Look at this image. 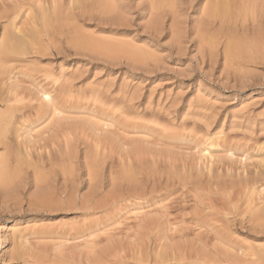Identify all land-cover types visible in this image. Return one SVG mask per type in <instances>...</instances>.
I'll return each mask as SVG.
<instances>
[{"label": "rangeland", "instance_id": "374dc122", "mask_svg": "<svg viewBox=\"0 0 264 264\" xmlns=\"http://www.w3.org/2000/svg\"><path fill=\"white\" fill-rule=\"evenodd\" d=\"M21 1L23 5L24 3L26 4L24 7L27 6V9L30 8L29 5H32L31 8L34 5L31 0H29L31 4L27 3L28 0ZM43 1L47 3L50 0ZM62 2L64 4V1ZM62 2L59 5H61L63 10L65 5ZM68 12L65 11L64 13ZM31 14H34V12ZM23 15L24 13H22ZM25 15L24 18H26ZM22 16L20 15L21 20H17L18 25L23 26L25 23L31 22L26 27H31L32 29L34 20L27 19V17L28 21H24L25 19ZM132 18V22L139 29V17L134 15ZM80 25L85 30L87 29V32L96 33V37L101 35L99 38L105 39L111 36L104 32L97 33L96 29L91 25L86 26L82 23ZM64 30L67 31L69 29ZM0 32L2 33L1 27ZM1 33L0 38L2 36ZM259 34L261 38L264 37V26L260 28ZM63 36H60L57 39L59 43H56V48L60 49L58 59L53 56L54 52L52 50L51 55L45 57L42 63L38 62L36 65L30 63L25 67L26 65L22 61L27 56L14 55L13 63L16 64L11 65L12 69L19 72L26 71V73L23 72L21 77L15 78V85L14 81L12 85V81H9L10 78L6 76L0 78V112L4 111L2 107L4 103L1 97H6L3 99L5 100L7 95L9 97L8 100L12 99L14 101L16 99H13L14 97L18 98V100L16 99L18 102L15 100L12 104L10 103L11 105H16L17 107L22 105L23 107L21 112L17 114L19 118L16 116L13 120L16 123H13L9 129L11 131L8 134V139L11 137L10 141L11 139L13 140L12 136L14 134L20 136L22 133H16L14 129L19 127L20 129H16H18V132L21 130L22 125L20 123L24 121V118L27 119L28 117L27 121L31 120L32 117L34 118L35 111H32V108L39 104L35 103V101L38 102V93L42 89L48 91L57 100H60L61 96L64 97V94L67 95V97L65 96L67 98L66 105L68 104L67 108L69 110L67 108L63 109V117L59 120L60 122L58 121L57 124L50 128L47 124V127L45 125L38 127L39 129L37 128L33 132L35 139L32 138V141L35 143L44 137L48 138L49 135L52 137L53 133L51 134V132L57 125L53 132L60 129L58 132H60L59 136L62 139L59 137L61 141L58 144H60L50 149L57 150L58 148V150L65 151L64 148L66 146L62 143L64 141L62 134L67 135L65 131L67 128L68 137L70 138L68 140L70 142L69 145L72 143L73 146L71 145V148H76L75 150L73 149V156L74 154L76 155L74 160L77 164L75 169L62 167V170L61 165L56 167L55 170L57 172L54 170L56 174H53V177L51 176L53 183L50 186L52 187L39 189L31 167L23 166L24 170L20 174L21 177H19V174L15 176L14 170L9 172L10 166L13 169L16 165V157L13 155L16 151H11L13 154L10 152L12 156L9 155L7 157L8 163L5 162L9 166L6 164V167H3L0 171V175L6 174L3 177H11L8 179L9 183L3 181V186L8 184L7 187L5 189L3 187L0 188V190L2 189L1 191L4 189L8 192L6 195L9 194V198H6L5 203L0 205V216L2 217H0V264H64V256H67V251L64 249L73 245L72 240L71 243H67L68 246L66 244L63 249H59L64 252H53V250L48 249L42 251L36 241L38 237L36 235L32 236L30 234L31 230H40L44 223H48L47 225L52 223L50 226L54 228V231L57 230L60 234L66 236L72 233H69V231L77 226V222L81 226V223L84 224L85 222L86 224L89 221L88 224H90L96 220L102 221V218L104 219L108 216L115 217V220L119 222L118 226L115 227V233L128 231L125 234L129 233L131 235L134 231L129 230V228L143 223L144 228L135 231L136 237L134 239L129 240V238L121 237L120 240L124 244L125 254L129 252L135 253L138 250L142 257L148 258L150 261L148 264H264V229H262L264 221L251 222L249 216L254 209L253 206L256 207L257 202L260 204L259 195H255L256 192L253 189L258 190L259 192H257L260 194V191L264 188L261 187L264 186V163L261 161H264V150H261V148L264 149V61L243 62V66L237 67L236 65L225 69L220 57L221 53L218 51L217 64L214 63L213 66H209L201 62V54L199 52H193V50L178 51L172 47L170 48L169 42H165L164 46L152 49L142 48L144 50H141L143 59H138V61L133 59L131 61L130 58L126 60V57L125 59L123 57L114 62L108 58V55L107 57L102 55L90 63L86 58L84 60L76 58L73 55L72 48L65 45ZM137 37H141L139 31L136 34V39ZM1 46L2 44L0 45V53ZM29 57L32 58L31 56ZM29 57L27 58L29 59ZM22 64L25 66L20 67ZM2 66L3 64L1 63L0 68ZM11 66H9L10 70L13 71ZM17 66L22 69L18 70ZM61 66H63L62 70L60 69ZM33 67H36L34 71L32 70ZM47 70H51L53 76ZM74 73L76 76L81 75V77L72 78L71 76ZM54 79L58 80L54 81ZM58 91L59 94L61 92L60 95ZM19 95L20 98L18 97ZM12 96L14 97L11 98ZM132 96L133 103L131 104L122 103L121 105V101L120 103L118 102L123 98L130 99ZM22 97L23 101L26 102L22 101ZM27 97L30 99H25ZM107 98L110 100H107ZM20 101L23 103H20ZM22 107L20 106L19 108ZM132 108L138 109L139 114L143 115H140V118L138 116L136 118ZM29 111L32 112V117L30 118ZM21 113L24 117L20 115ZM65 118L66 120H63ZM26 119L22 123L25 126L27 123ZM75 120L77 122H74ZM105 120H113L112 123H115L114 128L121 132H116L113 135H103L101 133L99 135L97 133L99 135L97 140L99 139L98 142L100 143V145H97L95 127H97V124H104ZM66 123H71L75 127L73 126L71 130L70 128L72 127L71 125L68 126V124L63 129ZM134 127L135 129L140 128L138 130L140 137L133 133ZM45 128L50 131L47 130L48 132H46ZM131 128L133 129L131 130ZM64 131L65 133H63ZM45 132L48 135L44 136ZM215 133L218 135L215 136ZM23 134L21 137L26 135V133ZM29 134L31 135V133ZM102 135L104 136L103 138ZM220 135L222 136L221 139ZM26 136L24 139H28L29 136ZM37 136L39 138L41 136V139L38 140ZM121 136L124 140H126L124 137H127V139L135 138L137 141L132 147H125V151H132V149L136 148L142 155L147 156L148 152L150 153L148 157L145 156V159L141 155L142 160H148L146 162L143 161V163L141 161L143 165H146L145 171L142 168L145 166L140 164L139 167V163L136 165L132 161H129L132 166L129 167L130 165L127 162L129 157L124 150L120 149V145L126 142ZM14 138L17 139L15 136ZM101 138L106 139L103 141ZM137 138L139 139L137 140ZM19 139L18 137L16 142L14 140V142L11 141V144L18 143L21 140ZM100 141H103L102 144ZM24 142L26 140L21 141L20 145H18L24 148L22 145ZM214 142H217V144ZM15 145L13 144V147L10 146L12 150L17 149L18 146L16 145V147ZM212 145H215V147L211 148ZM220 145L223 149L238 147L241 150L237 151L235 156L227 158V153H223L220 148L218 149ZM71 148L69 151H71ZM32 151H34L32 153L35 155L40 153L46 158H52L51 155H56L53 158L55 160L59 159L57 157L59 151L57 152L58 155L51 154L46 150L36 152L34 149ZM69 151L67 148V152ZM89 152V156L92 155L90 158L94 156L93 153H96V159L93 157L95 163L96 161L102 163L101 173H99L100 170L98 172L95 168L93 169L95 171L92 170L90 177V180L93 181L92 183L89 177H86L88 176V171H85L87 168L85 167L86 160H84V155L88 156ZM209 152H213L211 153L213 157L209 155ZM17 153L24 158V155H21V151L20 153L17 151ZM121 153H124L127 159ZM1 154L3 152H0ZM61 154L60 157L66 155L64 153ZM149 155L154 156L151 158ZM100 156L101 158H99ZM169 158L174 160L172 161V168L170 166L172 164L169 165V161L171 162ZM28 159L30 161L31 158ZM90 160L92 162V159ZM0 161L1 164L4 162V160ZM123 161L124 164L125 162L127 164L124 167L126 171L122 172ZM149 161L155 163L149 165L150 167L148 168L147 164L150 163ZM91 165H94V163H91ZM169 166L172 169L170 171ZM114 167L116 170H120L116 171ZM111 168L112 170L110 171ZM69 170L71 173L76 170V174L73 171V176H70L74 183L68 180L69 175H66L68 177L66 182L64 181V174L68 173ZM130 170L133 171V174ZM111 172H113V176L109 175ZM174 172L177 174H174ZM257 172L262 173V175L255 178L256 180H246L247 178L245 177H248L249 174L256 175ZM94 173L98 175L96 176L99 180ZM74 175L76 176L74 177ZM110 177H114V181ZM126 177H128V181ZM133 177L136 179L134 180ZM95 179H97L95 183L98 182L96 184V186L98 185L97 189L96 187L92 188L95 186ZM112 181L114 184H111L113 183ZM64 187L67 190V194L63 195V197L58 195L59 203L62 204L60 206L63 207L56 211L57 213L55 212L52 217L44 214L45 212H51L47 208L43 209V207H40L42 209L40 212L38 207L30 206V199L33 200L38 194H42L44 191H47L45 194L51 191L59 192V189H64ZM73 191L75 195L71 194ZM253 192L254 197H252ZM261 192L264 193V190ZM93 193L95 194L91 200V207L95 208L105 203L103 207L106 205L105 209L108 212H104L105 215L102 214L101 216V213L92 215L91 218L89 217L88 220L84 221V219H81L83 218L81 217V211L78 210L81 198L93 195ZM250 196L253 198V202ZM248 199L250 200L248 201ZM72 200L76 201V203L72 202ZM69 201L73 203L72 207L74 208L69 207L68 204L71 203ZM98 203L101 204L99 205ZM249 207L253 209L247 212ZM109 209L111 210L109 211ZM31 211H37L44 215L30 214ZM57 223H59L58 226ZM15 226L20 227L22 230L26 229V231L24 230L25 235L30 234L24 243V248L21 247L23 257L17 258L9 257L8 254L12 249L10 232ZM80 226H77V228ZM57 227L59 228L56 229ZM7 238L8 240H5ZM2 242H4L3 245ZM131 248L134 250H130ZM155 248L156 251H154ZM67 249L69 252L70 248ZM157 250L160 253H157ZM24 253H26V256ZM63 253L64 256H62ZM60 255L63 259L59 257Z\"/></svg>", "mask_w": 264, "mask_h": 264}, {"label": "bare ground", "instance_id": "6f19581e", "mask_svg": "<svg viewBox=\"0 0 264 264\" xmlns=\"http://www.w3.org/2000/svg\"><path fill=\"white\" fill-rule=\"evenodd\" d=\"M12 1H13V3H12ZM62 1H64V4ZM0 2H1L0 3V27L2 30V33L0 32L2 35L0 38L1 42H2V43L0 42L2 44V46H1L2 49H1V53H0V65H1V63L3 64L2 68H0L1 69L0 70V78H4L5 76L7 78H10L9 81H12V85H13V81L15 80V78L17 79L19 76L21 77V75H22L21 73H23V72L26 73V71L19 72V71H15L12 69V66L14 64H16V63H13L14 62L13 56L14 55H17V56L26 55L27 57H29V56L32 57V58L29 57V59H28L27 57L24 56L25 60L22 62L25 63L26 66L22 64L21 66L19 65L20 67H23V66L27 67V65L30 63H33L34 65H36V63H38V62L42 63L43 59L45 57H48L49 55H51L50 53L52 50L54 52L53 56L56 59H58V57L60 55V49H57L58 47L56 48V43L57 44L59 43V42H57V39L60 38V36H62V35H64L63 41H64L65 45H68L69 47L72 48V50H73L72 52L74 53L73 55L76 56V58H78L79 60L80 59L84 60L86 58V60L88 59V61L90 63H92V61H94L96 58H100L102 55L103 56L106 55L105 57H107V55H108L109 56L108 58L114 62H116L117 60H119L120 58H123V57H124V59L126 57V60L130 58V60L133 59L134 61L135 60L138 61V59L139 60L143 59V57L141 55L142 54L141 50H143L142 48L152 49L154 47H159L162 45L164 46L165 42L166 43L169 42V45H170L169 47L170 48L172 47L173 49H176L178 51L193 50V52H199L201 54V62L203 64L206 63L209 66L210 65L213 66L214 63L217 64L216 59H217V57H219L218 51H220V53H221L220 57H221V60L223 62V67L225 69H227L229 67H235L236 65H237V67L243 66L242 65L243 62L246 63V62H263L264 61V37L261 38V36L259 34L260 28L261 27L263 28V26H264V0H50L49 2H47V3H49L48 5L43 0H31V2L34 5L31 8L32 5L30 6L28 4L30 7L28 9H27V6L24 7V5H26V4L24 3V5H23V3H21L22 2L21 0H0ZM28 2H29V0L27 1V3ZM31 2H29V3L31 4ZM61 2L63 5H65V7L63 6V8H64L63 10L61 9V5H59ZM9 3L11 4V6ZM65 11H69V12L64 13ZM32 12H34V14H31ZM22 13H24V15L26 14L25 17L26 18L28 17L27 19H33L34 20L33 21L34 25L31 24L33 27L32 29L29 26H28L29 28L26 27V25L31 23V22H29V23L27 22L23 26L18 25L17 20H21L20 15L22 16ZM95 13H97L96 16H95ZM24 15L22 16L23 18H24ZM97 15H98V17H97ZM134 15L135 16L137 15L140 19L139 20L140 21L139 22V26H140L139 29L136 28V25L134 24V22H132L133 21L132 17ZM61 17H63V19H61ZM26 18H24L25 19L24 21L27 20ZM81 23L86 25V26L91 25L92 27H94L96 29L97 33H103L104 32V33H108L111 36L112 35L113 36L112 37L110 36V38L108 37L105 39L99 38L101 35L99 37H96L95 36L96 33L87 32V29L85 30L83 27H81V25H80ZM25 27L27 28V30ZM71 27H72V29H71ZM64 29H69V30H67L69 32L65 31ZM70 29H71V31H70ZM138 31H139V33H141V37H137V39H136V34H138ZM65 32H67V33H65ZM63 37H62V39H63ZM62 39H60V40H62ZM169 47H167V48H169ZM24 57H23V59H24ZM26 58H27V60H26ZM20 59H22V58H20ZM17 60H18V58H17ZM133 60H131V61H133ZM16 62H18V61H16ZM109 62H110V60H109ZM18 63H21V62H18ZM9 66H11V69L15 72L11 71ZM28 67H30V66H28ZM62 68H63V66L60 67L61 70H62ZM17 69L21 70L22 68L20 69L17 66ZM29 69H31V68H29ZM35 69H36V67H33L32 70L34 71ZM17 72H19V73H17ZM48 72L51 73V70ZM53 74H54V72H53ZM50 75H52V73ZM54 76H55V74H54ZM71 77L72 78L73 77L74 78H80L81 75L76 76L74 73ZM56 80H58V79H54V81H56ZM14 85H15V81H14ZM10 90H12V89H10ZM53 92H54V90H53ZM65 92L67 93V91H65ZM18 94H20V93L18 92ZM38 94H39L38 102L35 101L34 99H32L35 101V103H39V104H37V106L32 108L33 109L32 111H35L34 112L35 116L33 115L34 118L32 117V112L29 111V115H30L29 118L30 117H32V118H31V120L29 119V121H27L28 120L27 116H26L27 119L26 118L23 119L24 121L26 119V122H27L26 126H25V124H22V123H24V121L23 122L17 121L19 123L21 122L20 123V125H22L21 130L18 132V129H16V128H19V127H16V126H15L16 128L14 127L15 128L14 131L16 130L15 131L16 133H21V132L22 133L20 134V136H18V134H14V136L17 137V139L19 137L21 140L19 139L20 141L18 143H13V144L14 145L16 144L18 147L21 148V146H19L20 145L19 143H21V141H23V140H26V142L22 143L24 148H21V150H20V148L18 150V147L16 145L15 146L17 147V149L12 150L13 144H11V141H13L15 138H14V136H12L10 134L13 137V140L11 139V141H10L11 137L8 139V134H9V132L11 133V131L9 129L14 123L13 122L14 118H16L17 114L21 112V109H23V107L20 104L19 105L22 108H19L20 106L17 107L16 105H11L12 102H15L16 99L18 100L17 97H14V96L11 97V98L14 97L13 99L16 98L14 101L11 98H10L11 100H8V98H9L8 95H7V99H5V100H3V99L6 97H4L3 95H2L3 98L1 97V99L4 103V106H2L4 111L0 112V152L1 153L3 152V154L0 155V160H2V161L4 160V162L1 164V161H0V171L2 170L3 167H6V164L8 163L7 157L10 155V152L16 151V153L14 152V154L11 152L14 155V157H16V159H15L16 165H15V167H13V169H11L12 167L10 166V169H8L9 172L14 170L13 172H14V174H16L15 176H18V174H19V177H21L20 174H22L21 172H23V170H24L23 166L27 165L28 167H31L34 171L33 174H34V177L36 178L37 188L47 189L51 185V183H53L51 176L53 177V174L54 175L56 174V172H57L55 170L56 167H59L61 165L60 166L61 169H62V167L63 168L68 167V169L69 168L75 169L77 166V164L75 163V160H74V158L76 159V157H75L76 155L74 154V156H73V151L76 148L75 149L73 148L74 149L73 150L71 148L72 143H71V145H69L70 142L68 140L70 138L68 137V131L66 130L67 128L65 129L66 125H68V124H69L68 126L71 125V127H72V128H70L71 130L73 129V126L75 127V125H72L71 123L64 124L65 126L63 127V129H65L67 135L62 134V136H64L63 137L64 141L62 143H64L66 146V148L63 147L66 152L64 150L63 151L58 150V148H57V150L53 149L54 151L52 149H50L51 147L56 146L58 144V142L61 141V140H59L60 138L62 139V137L59 136L60 132H58V131H60V129L56 130V132H53L57 128L56 127L57 125L55 126L53 131L51 130L52 131L51 134L53 133L54 136L52 135V137H51V135H49L48 138H45L44 136L48 135V134H46V132H48L47 130H49L48 128L47 129L45 128L46 132H45V135L43 136L44 138L41 139V136H40V138L37 136L38 140H40V139L41 140L39 142L33 143L32 140L35 139L34 138L35 135H33V132L38 127L40 128L43 125H45V127H47V125H48V127L50 128L51 126H54L55 124H57V122L60 119H62V117H63L62 116L63 109L68 107V104L66 105V103H67V100H66L67 95L66 94H64L66 96V97L64 96L65 99L63 96H61V98L63 100L61 98H60V100H57V98H53L52 94L48 93V91H46L45 89H42ZM58 94H59V91H58ZM60 94H61V92H60ZM36 95H37V93H36ZM62 95H63V93H62ZM18 97L20 98V95ZM28 98L29 97H27L25 99H28ZM21 99H22V101L24 100L23 97ZM65 100H66V102H64ZM107 100H110V99L107 98ZM22 101H20V103ZM120 101H121V105H122V103L131 104V103H133V96L130 99L123 98L122 100H119L118 102L120 103ZM23 102H26V101H23ZM17 105H18V103H17ZM132 109L134 111V112L132 111L133 114L136 115L135 117L140 118L141 114H139L138 109H136V108L135 109L132 108ZM145 111H147V110H145ZM25 112H28V111H25ZM30 112H31V114H30ZM22 113L20 115H22ZM22 116L24 117V115H22ZM71 116H73V115H71ZM84 117H85V115H84ZM17 118H19V117L17 116ZM63 120H66V118ZM112 121L113 120H111V121L105 120V122L102 121V122H104V124H102V125L101 124L98 125L97 124L98 121L95 122L97 124L96 125L97 127H95L96 134L98 133L100 135V133H101L103 135L104 134L113 135L116 132H121V131L116 130L117 128L116 129L114 128L115 123H112ZM66 122H68V121H66ZM74 122H77V121L75 120ZM15 123H16V121H15ZM62 123H64V122H62ZM116 125H117V123H116ZM116 125H115V127H116ZM137 126H139V125H137ZM22 127H24L23 128L24 132L30 138L28 137V139L27 138L24 139V137L26 135H24L25 133L23 134ZM76 127H78V126L76 125ZM142 128L145 129L144 126H142ZM80 129H81V127H80ZM132 129L133 128H131V130ZM139 129H135V127H134L133 133L138 135ZM40 131H41V129H40ZM65 131L63 133H65ZM135 131H137V132H135ZM29 133H31V135ZM43 133H44V131H43ZM22 134L24 135V137H21ZM38 134H39V132H38ZM98 134L96 136L94 135L96 137V140H97V137L99 136ZM103 135H102V138L104 137ZM214 135L216 136L218 134L215 133ZM173 136H175V135H173ZM127 137H129V135H127ZM127 137H124L126 140H124L122 137V139L124 141H126L125 143L120 145L121 146L120 149H122V151L124 150L125 147L129 148V147H132V145H135L137 143L135 138L127 139ZM221 137L222 136L220 135V139H221ZM223 137H224V135H223ZM102 138H101V140L105 141L106 138L105 139H102ZM17 139H15L14 141L16 142ZM138 139L139 138H137V140ZM38 140H34V141H38ZM98 140H97V142H98ZM216 140H218V139H216ZM102 142H101V144H102ZM214 143L217 144V142H214ZM37 145H38V147H37ZM97 145H100V143L98 142ZM10 146H12V147H10ZM97 147L99 148V146H97ZM212 147H215V145H212L211 148ZM67 148H68V151L71 148L72 152L71 151L67 152ZM219 148H220V150L223 151V153L224 152L227 153V158L235 156L236 152L241 150V149H238V147H236V148H230L229 147L228 149H223L221 147V145H220V147H218V149ZM22 149H24L25 151ZM34 149L36 150V152L37 151L42 152V150L48 151V149H50L51 151L49 150L48 152L51 154H57L58 155V153H59V155L57 156V157H59V159H57V157H56L57 160H55L53 158V156H56V155H51L52 158H46V156L44 157V155H41L40 153H37L35 155L34 153H32V152H34V151H32ZM55 150H56V152H55ZM261 150H264V149L261 148ZM17 151L19 153L21 151L22 152L21 155L23 154L24 158H22L20 156V154L17 153ZM86 151H84V152H86ZM111 151H113V150H111ZM208 151H211V150H208ZM53 152H55V153H53ZM125 152L124 153L129 157V160L126 158V155L124 153H121V154L125 155L123 157L127 159L128 165H130L129 167H132L131 164H129L131 161L136 165L139 163V165H138L139 167H140V164H142L143 161H145V160H142L143 159L141 157L142 154L136 148L134 150L132 149V151H128V152L125 151ZM261 152H259V153H261ZM61 153L66 154L63 157L61 156L63 159L60 157ZM86 153H84V154H86ZM144 153H145V151H144ZM211 153H213V152H211ZM211 153L209 152V155L211 157H213V155ZM89 154H90V152L87 154L88 156L84 155V157H85L84 160H86L85 167L87 168V170L85 169V171H88L87 172L88 176H86V177H89V180H90L91 179L90 178L91 172L94 168L96 169V171L98 170V172L100 170L99 173H101V164L102 163H98L97 161H96V163L94 162L95 160L93 159V157L96 159V155H95L96 153H93L94 156L91 158H90V156H92V155L89 156ZM121 154H120V156H121ZM148 154H150V153L148 152ZM148 154H147V156L142 155V156H144V159L146 157H148ZM262 154H263V152H262ZM48 155L50 156V154H48ZM10 156H12V155H10ZM149 156L152 158V156H154V155H152V156L149 155ZM170 156L172 157V155H170ZM28 158H31L30 161ZM99 158H101V156ZM124 158H122V159H124ZM90 159H92V162ZM5 160H7V161H5ZM61 160H62V162H61ZM170 160H171V162L174 161L172 159H170ZM13 161H14V159H13ZM141 161H142V163H141ZM146 161H148V160H146ZM152 161H154V159H152ZM261 161L264 163L263 160H261ZM5 162H7V163L5 164ZM171 162L169 161V165L172 164V165H170L172 168L173 162L172 163ZM91 163L92 164L94 163V165H91ZM153 163H155V162H153ZM153 163L150 162L149 164H147L148 168L150 167L149 165H151ZM122 164H124V161ZM126 164L127 163L125 162L123 167H121V168H123V170H121L122 172L126 171V169H124V167H126L125 166ZM7 165L9 166V164H7ZM8 166H7V168H8ZM82 166H84V165H82ZM143 166H145V167H142L143 170L145 171L144 168H146V165H143ZM170 166H169V171L172 170V169H170ZM263 166H264V164H263ZM134 167H136V166L134 165ZM4 169H6V168H4ZM137 169H139V168H137ZM137 169H136V171H137ZM54 170L56 172H54ZM89 170H91V171L89 172ZM111 170H112V168L110 169V171ZM115 170H116V168H115ZM119 170H116V171H119ZM6 171H7V169H6ZM73 171H72V173H73ZM93 171H95V170H93ZM113 171H114V169H113ZM130 171H132V170H130ZM69 172H70V170H69ZM75 172H76V170L74 171V173ZM98 172H97V174H98ZM68 173H66V174L62 173L65 175L64 181L66 182V180H67L66 178L68 176L66 177V175H69L68 180H70V182L71 181L73 182V180H71L72 177L70 178V176H73V174L71 172H70L71 174L70 173L68 174ZM129 173H128V176H129ZM131 173L133 174V171ZM136 173H138V172H136ZM146 173H147V171H146ZM174 174H177V173L174 172ZM257 174L256 175H250L249 174L248 177H245V178H247L246 180H248V179L256 180L255 178H258L259 175H262V173L257 172ZM3 175H6V174H3ZM3 175H0V188L3 187L5 189V187H7L8 184L6 185L4 183L6 186L5 185L3 186V181L4 182L7 181L9 183L8 179H10L11 177L7 178L5 176L3 177ZM94 175H95V173H94ZM96 175H95V177L98 176V175L97 176ZM109 175L113 176L114 174H113V172H111ZM122 175H123V173H122ZM166 175H168V174H166ZM12 176H13V174H12ZM75 176L76 175H74V177ZM116 176L118 177V175H116ZM243 177H244V175H243ZM1 178L5 179V180H2ZM6 178H7V180H6ZM110 178L113 179L114 177H110ZM126 178L128 181V177H126ZM97 179H98V177H97ZM97 179H95L94 183L96 182ZM135 179L136 178H134V180ZM152 180H153V177H152ZM113 181H114V179H113ZM34 182H35V180H34ZM90 182L92 183L93 181L90 180ZM97 183H95V186H93L94 184L91 185V186H93L92 188L96 187V189H97V186H98V185L96 186ZM111 184H114V182ZM131 184H132V182H131ZM9 187L11 188L10 185H9ZM50 187H52V186H50ZM261 187L263 188L264 186H261ZM4 189H3V191H1L2 189L0 190V205H3L6 201V198L7 199L9 198L8 197L9 194L6 195L8 192H6ZM241 190H243V189H241ZM263 190H264V188H263ZM263 190H261V191H263ZM253 191L256 192L255 195H257V194L259 195L260 204H259V202H257L259 205L257 204L258 206L256 205V207L253 206V208H254V209L252 208L253 210L249 207L247 212H249V210H252L251 215H249L250 221L258 223L260 221H264V193L260 191V194H259L258 193L259 191L256 190L255 188L253 189ZM46 192L44 191L42 194H38L37 196L34 197V199L32 197V199L34 201L30 199L29 203H30L31 207L35 206V207H38L39 209H40V207H43V209L47 208V210H49L51 212L48 213V212L44 211L45 212L44 214L52 217L56 211H58L59 209H61V207H63V206H60L62 204L59 203L58 195H62V197H63V195L67 194V190L64 187V189L63 188L59 189V192L51 191V192H48L47 194H45ZM71 194L75 195L74 191ZM94 194L95 193H93V195L83 196L81 198L82 200H81V204H80V207L78 208V210L81 211V217H83L81 219L82 220L84 219V221L88 220L89 217L91 218L92 215H95V214L98 215V213H101L100 214V216H101L102 214H104V212L107 211L105 209L106 205L103 207V205L105 203L104 204L98 203L99 205L100 204L101 205L96 206L95 208L91 207V200H92ZM253 194H254V192L252 193V197L255 196V195L253 196ZM255 198H257V197H255ZM249 200L250 199H248V201ZM251 200L253 202V198ZM69 202H71V201H69ZM72 202L76 203V201H74V200H72ZM72 202L68 204L70 208H74V207H72V204H73ZM75 208H77V207H75ZM41 210L42 209H40V212H41ZM110 210L111 209H109V211ZM40 212L31 211L30 214L44 215L43 213H40ZM96 216H94V217H96ZM108 217H106L104 219L102 218L101 219L102 221H100V220L95 221L94 220L95 222H91L90 224H88L89 221H87L86 224H85V222H84V224L81 223L82 224L81 226H80V224H78V222L77 223L75 222L76 225L80 226V227L77 228V226L74 227L71 225L75 229L73 228L71 231H69V233L70 232H72V233H70V235L68 234L66 236L63 234H60V232H58L57 230L54 231V228H52L50 226L52 223L49 225H47L48 223L47 224L44 223V225L42 224L44 226V228H42L43 226H41L42 229L40 228V230L33 229V230H31L30 234L32 236L36 235L38 237V239L36 241L39 243L40 249L42 251L48 249V250H53V252L54 251H56V252L60 251V253L64 252V251H62L63 247H65V245L67 243L68 244H69V242L71 243V240H72L73 245H71L69 247L67 244V246H68L67 248H70L69 252L71 255L69 256L68 249L65 248L64 250L67 251L66 252L67 256H64V253L62 254V256H64L65 259H63V257L61 255L59 256V257H61V259L64 260L63 261V262H65L64 264H148L150 262L148 260V258L142 257L141 256L142 254L139 253L138 250L135 251V253L129 252L130 254L129 253L125 254L124 244H122V241L120 240L121 237L122 238H129V240L134 239L136 237L135 231L137 229L142 230L144 228L143 223L138 224V226H133V227L129 228V230L134 231L133 234H131V235L129 233L125 234V232H128V231H124V230H123L124 232L120 231L118 233H115V231H116L115 227L118 226L119 222L115 220V217H109V218ZM89 220H91V219H89ZM81 222H83V221H81ZM55 225H53V226L56 227ZM58 225H59V223H57V226ZM64 225H66V224H64ZM261 226H262V224H261ZM58 228L59 227H57L56 229H58ZM258 228H259V226H258ZM262 229H264V227ZM262 229H260V230H262ZM24 230L26 231V229L22 230L18 226L17 227L15 226L14 228L11 229L10 234L12 236L11 237L12 238L11 239V243H12L11 248L12 249L8 252L9 257L12 256V257L17 258V257L22 256L23 250L21 251V247L24 248V243L27 240L28 235H30V234L25 235ZM69 236H70V238H68ZM5 240H8V238ZM3 244H4V242H2V245ZM39 246H37V247H39ZM60 248H62V249L59 250ZM132 249L133 248H131L130 250H132ZM144 249H145V247H144ZM154 251H156V248ZM157 253H160V251H158ZM8 254H7V256H8ZM24 254L26 256V253H24ZM145 255H147V254H145ZM258 255H259V253H258ZM261 255H262V253H261ZM147 257H149V256H147Z\"/></svg>", "mask_w": 264, "mask_h": 264}]
</instances>
